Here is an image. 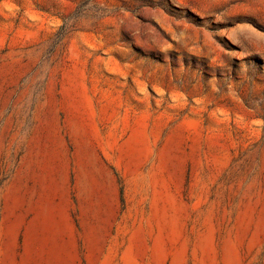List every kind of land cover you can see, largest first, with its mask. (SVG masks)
I'll use <instances>...</instances> for the list:
<instances>
[{
  "label": "rangeland",
  "instance_id": "374dc122",
  "mask_svg": "<svg viewBox=\"0 0 264 264\" xmlns=\"http://www.w3.org/2000/svg\"><path fill=\"white\" fill-rule=\"evenodd\" d=\"M0 264H264V0H0Z\"/></svg>",
  "mask_w": 264,
  "mask_h": 264
}]
</instances>
